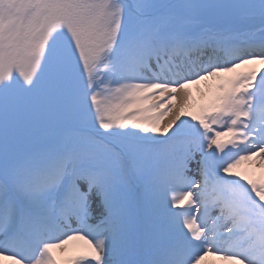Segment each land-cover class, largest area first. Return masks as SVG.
I'll return each instance as SVG.
<instances>
[{
	"label": "snow or ice",
	"instance_id": "1",
	"mask_svg": "<svg viewBox=\"0 0 264 264\" xmlns=\"http://www.w3.org/2000/svg\"><path fill=\"white\" fill-rule=\"evenodd\" d=\"M0 264H264V0H0Z\"/></svg>",
	"mask_w": 264,
	"mask_h": 264
},
{
	"label": "rangeland",
	"instance_id": "2",
	"mask_svg": "<svg viewBox=\"0 0 264 264\" xmlns=\"http://www.w3.org/2000/svg\"><path fill=\"white\" fill-rule=\"evenodd\" d=\"M200 87H203V85H201ZM193 95H197V93H196V90H195V87H193ZM250 170H252V171H262L260 168H251ZM209 259H213V258H209Z\"/></svg>",
	"mask_w": 264,
	"mask_h": 264
}]
</instances>
